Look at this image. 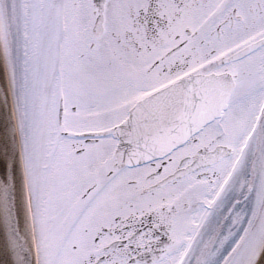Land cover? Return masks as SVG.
Wrapping results in <instances>:
<instances>
[{"label":"snow or ice","instance_id":"obj_1","mask_svg":"<svg viewBox=\"0 0 264 264\" xmlns=\"http://www.w3.org/2000/svg\"><path fill=\"white\" fill-rule=\"evenodd\" d=\"M0 264H264V0H0Z\"/></svg>","mask_w":264,"mask_h":264}]
</instances>
